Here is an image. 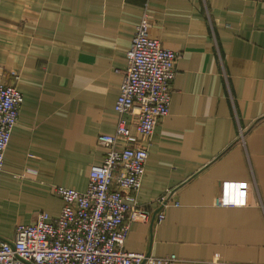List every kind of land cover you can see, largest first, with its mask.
<instances>
[{"label":"crops","instance_id":"1","mask_svg":"<svg viewBox=\"0 0 264 264\" xmlns=\"http://www.w3.org/2000/svg\"><path fill=\"white\" fill-rule=\"evenodd\" d=\"M144 13L147 35L179 57L136 192L150 216L130 222L124 248L175 254L170 264H264V0H0V83L19 72L23 95L0 239L38 210L58 215L54 184L86 188Z\"/></svg>","mask_w":264,"mask_h":264},{"label":"built area","instance_id":"2","mask_svg":"<svg viewBox=\"0 0 264 264\" xmlns=\"http://www.w3.org/2000/svg\"><path fill=\"white\" fill-rule=\"evenodd\" d=\"M149 22L144 13L126 49L114 104V131L97 136L105 148L103 161L89 166L84 190L54 184L52 191L62 201L58 215L50 217L38 210L31 222L17 224L11 238L0 239V264H170L177 260L175 254L155 256L124 248L130 222L150 216L136 192L155 127L169 113L179 57V52L147 35ZM12 74V82L0 83V172L23 101L17 87L20 74ZM136 102L138 110L133 107ZM230 200L225 193L221 204ZM159 201L158 221L168 206L163 197Z\"/></svg>","mask_w":264,"mask_h":264}]
</instances>
